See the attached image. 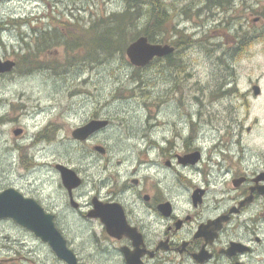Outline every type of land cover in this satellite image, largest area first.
<instances>
[{"label": "rangeland", "instance_id": "1", "mask_svg": "<svg viewBox=\"0 0 264 264\" xmlns=\"http://www.w3.org/2000/svg\"><path fill=\"white\" fill-rule=\"evenodd\" d=\"M57 1L56 7L39 4L33 11L29 6H0V19L8 15L16 20L11 25L13 30L0 42V55H26L28 40L22 38L33 26L48 28L50 33L57 29L56 33L72 37L80 28L88 29L101 18L124 12L128 5L148 12L156 1L167 11L170 26L181 34H171L167 28L169 32L163 36H153V43L168 45L186 38V46L179 44L171 65L167 60H157L138 69L129 63L125 50L109 58L93 53L92 38L87 40V52L83 48L70 51L59 43L44 46L35 60L43 69L23 73L24 68L19 67L13 77L0 79V188L18 184L32 191L41 190L48 177L57 178L55 164L84 171L98 167L93 164L105 159L93 153L92 145L117 146L111 142L126 134L139 138L138 133L145 127L155 130L148 138L154 137L163 149L171 148L172 155L187 145L189 125L193 145L205 152L225 145L233 154L240 147L256 155L262 151L264 0H225L221 6L211 0ZM30 13L40 17L38 23L24 22ZM147 22L145 15L129 24L126 46L131 38L134 41L145 36ZM242 44L249 48L235 53ZM37 48L41 49L40 42ZM48 66L56 69L45 68ZM253 86H259L260 96H253ZM147 112L155 117L144 116ZM95 113L111 119L112 127L91 143L77 142L73 131ZM113 114L121 117H111ZM163 122L169 126L160 127ZM17 129L23 131L19 137L13 135ZM122 156L134 160L138 154L126 152ZM20 157L25 166L31 164L30 160L42 164L28 171L22 168ZM166 159L162 157L160 162ZM30 248L27 236L11 220H0V259H16L5 264H27L23 258H29Z\"/></svg>", "mask_w": 264, "mask_h": 264}, {"label": "flooded vegetation", "instance_id": "2", "mask_svg": "<svg viewBox=\"0 0 264 264\" xmlns=\"http://www.w3.org/2000/svg\"><path fill=\"white\" fill-rule=\"evenodd\" d=\"M58 3L0 0L2 7L29 6L32 11L39 4L56 7ZM31 14L24 21L28 25L40 19ZM15 21L8 15L0 19V42L13 30ZM56 32L31 27L22 38L28 40L29 66H20L18 55H0L1 61L16 63L14 70L0 75V79L13 77L19 67L24 68L23 73L43 69L35 60L44 46L63 43L70 51L80 48L77 42L67 45L63 40L71 37ZM39 42L41 49L37 48ZM164 60L168 59L159 61ZM49 67L56 69L45 68ZM144 116L154 115L147 112ZM93 121L105 122L106 126L77 142L91 143L113 124L108 117L95 113L78 128ZM164 125L169 126L163 122L160 127ZM154 131L145 127L139 138L119 136L111 142L117 146L111 148L92 145L93 153L105 161L94 163L98 167L88 171L55 164L57 178L48 177L41 190L18 184L0 188V193L13 189L24 199L33 200L52 218L68 251L57 256L48 242L11 220L29 239V258H23L27 264H264V148L258 155L243 147L233 154L227 145L205 152L193 145L188 126L187 145L172 155L171 148L163 149L154 137L148 138ZM126 152L138 154L137 159L128 160L122 156ZM162 157L167 158L163 163ZM30 161L22 168L31 171L42 164ZM58 166L74 171L78 186L67 188ZM14 261L0 259V264Z\"/></svg>", "mask_w": 264, "mask_h": 264}, {"label": "water", "instance_id": "3", "mask_svg": "<svg viewBox=\"0 0 264 264\" xmlns=\"http://www.w3.org/2000/svg\"><path fill=\"white\" fill-rule=\"evenodd\" d=\"M174 51L175 48L172 46L151 44L146 37L142 36L126 48L125 55L132 66L142 68L148 66L154 59L167 57ZM15 65L12 61L0 60V75L11 73ZM252 91L254 96L260 94L258 86H253ZM105 126V122L93 121L83 128L74 130L72 137L75 140H85L89 135ZM21 134V129L13 131L15 137H19ZM57 168L61 173L63 184L67 188L78 186L79 180H77L74 171L64 166ZM4 219L14 221L19 226L33 232L36 237L48 242L57 256L62 257L65 252H68L63 239L52 224V218L44 215L41 208L33 200L24 199L13 189L0 193V220Z\"/></svg>", "mask_w": 264, "mask_h": 264}, {"label": "trees", "instance_id": "4", "mask_svg": "<svg viewBox=\"0 0 264 264\" xmlns=\"http://www.w3.org/2000/svg\"><path fill=\"white\" fill-rule=\"evenodd\" d=\"M225 0H211L215 6H221ZM136 6L137 2H135ZM126 10L124 12L119 13L118 15H111L107 18H101L103 20L98 21L96 24H92L88 29L80 28L79 31L71 37V39L66 40V43L72 44L73 42H77V46L80 48L88 50V38L93 39L94 50L97 55H105L107 58L111 57L115 52L120 50H125L127 41L124 40L127 28L129 24L134 23L142 16H147V28L145 32V36L149 39L151 43H153V36H163V34L169 32L168 29L171 30V34H181L179 30L175 28V26H170L169 17L167 11L163 9L162 4L158 1L151 4V9L148 12H142V8H137L134 5L126 6ZM207 7V6H206ZM154 16V17H153ZM168 28V29H167ZM109 39V40H108ZM134 38H131L130 41H133ZM185 39H176L172 40L169 45L174 46L175 49L177 47L178 42L181 46H186ZM122 40V41H121ZM177 42V43H176ZM174 44V45H173ZM243 46L240 50L241 53H244L249 47ZM91 49V46H90ZM176 49V50H177ZM238 50V51H237ZM234 51L235 53H239V49ZM91 52V53H92ZM174 55V54H173ZM172 55V56H173ZM171 57H168L167 62L170 64ZM159 61V60H158ZM20 65L25 66L29 65V60L27 59V55H23L20 58Z\"/></svg>", "mask_w": 264, "mask_h": 264}, {"label": "bare ground", "instance_id": "5", "mask_svg": "<svg viewBox=\"0 0 264 264\" xmlns=\"http://www.w3.org/2000/svg\"><path fill=\"white\" fill-rule=\"evenodd\" d=\"M158 2H159V1H158ZM160 2H161V1H160ZM209 2H210V1H209ZM163 5H164V4H163ZM170 14H171V13H170ZM153 17H154V16H153ZM23 24H24V23H23ZM28 24H29V23H28ZM243 38H244V37H243ZM250 38H251V37H250ZM253 39H254V37H253ZM108 40H109V39H108ZM248 40H249V39H248ZM248 40H247V41H248ZM185 41H187V40L185 39ZM250 41H251V40H250ZM250 41H248V42H250ZM188 42H189V40H188ZM176 43H177V42H176ZM185 43H186V42H185ZM190 43H191V42H190ZM179 44H180V43L178 42L177 47H179ZM173 45H174V44H173ZM240 45H241V44H240ZM245 45H246V44H245ZM238 46H239V45H238ZM242 46H243V44H242ZM174 47H175V45H174ZM240 47H241V46H240ZM245 47H246V46H245ZM245 47H244V49H246ZM247 47H248V45H247ZM185 48H186V47H185ZM176 49H177V48H176ZM237 49H239V47H238ZM237 49H236V50H237ZM178 50H179V49H178ZM181 50H182V49H181ZM236 50H235V51H236ZM239 50H240V49H239ZM182 51H183V50H182ZM237 51H238V50H237ZM239 52H240V51H239ZM241 52H242V51H241ZM175 53H176V52H175ZM178 54H179V53H178ZM93 55H94V54H93ZM91 56H92V54H91ZM88 57H90V56H88ZM170 57H171V56H170ZM96 60H97V59H96ZM171 60H172V59H171ZM171 63H172V62H171ZM171 63H170V65H171ZM165 81H166V80H165ZM225 87H226V86H225ZM134 88H135V87H134ZM232 88H233V87H232ZM228 90H230V89H227V91H228ZM233 90H234V89H233ZM233 90H232V91H233ZM225 91H226V90H225ZM227 91H226V92H227ZM214 92H215V91H214ZM214 92H213V93H214ZM218 92H219V91H218ZM219 93H220V92H219ZM219 93H218V94H219ZM218 94H215V95L218 96ZM221 94H222V93H221ZM221 94H220V95H221ZM215 95L213 94V96H215ZM222 95H223V94H222ZM213 96H212V97H213ZM224 96H225V95H224ZM229 96H230V94H229ZM30 107H31V106H30ZM36 107H37V106H36ZM37 108H38V107H37ZM34 109H35V108H34ZM45 109H46V108H45ZM212 109H213V108H212ZM43 111H44V110H43ZM213 111H214V110H213ZM39 112H40V111H39ZM36 114H38V113L36 112ZM215 114H216V113H215ZM189 117H190V116H189ZM213 118H214V117H213ZM162 124H163V123H162ZM150 126H151V125H150ZM164 126H165V125H164ZM189 126H190V125H189ZM151 127H152V126H151ZM198 127H200V126L198 125ZM194 129H196V128H194ZM205 129H206V128H204L203 130H205ZM141 131H142V130H141ZM191 131H192V128H191ZM194 131H195V130H194ZM185 134H186V133H185ZM213 134H216V133H213ZM216 135H217V134H216ZM184 136H185V135H184ZM184 136H183V137H184ZM210 137H211V136H210ZM214 137H215V136H214ZM214 140H215V139H214ZM42 149H43V148H42Z\"/></svg>", "mask_w": 264, "mask_h": 264}]
</instances>
